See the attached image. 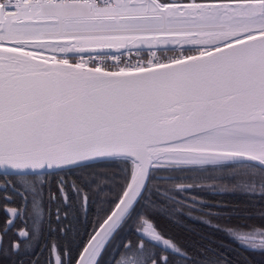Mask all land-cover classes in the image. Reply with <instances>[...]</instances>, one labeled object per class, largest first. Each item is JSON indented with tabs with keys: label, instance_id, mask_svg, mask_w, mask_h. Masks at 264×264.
I'll list each match as a JSON object with an SVG mask.
<instances>
[{
	"label": "water",
	"instance_id": "obj_1",
	"mask_svg": "<svg viewBox=\"0 0 264 264\" xmlns=\"http://www.w3.org/2000/svg\"><path fill=\"white\" fill-rule=\"evenodd\" d=\"M110 157L131 160V178L73 264H96L153 161L245 159L264 166V32L133 70L49 59L0 44V172ZM136 165L141 170L135 172ZM136 231L179 251L149 219Z\"/></svg>",
	"mask_w": 264,
	"mask_h": 264
},
{
	"label": "trees",
	"instance_id": "obj_2",
	"mask_svg": "<svg viewBox=\"0 0 264 264\" xmlns=\"http://www.w3.org/2000/svg\"><path fill=\"white\" fill-rule=\"evenodd\" d=\"M239 165L240 166H228L223 172H221L222 175H220V179L222 180V183L225 181L239 179L248 184L252 181H255L256 184H264V175L261 172L247 169L254 166L243 164ZM192 168L193 170H187L185 168L174 167V170L186 171L188 176H200L205 174L217 176V174H219H216L215 171H212L213 168H211L209 164H192ZM243 168H246V170ZM255 168L260 167L257 166ZM122 169L125 173H128V165L124 163V160L119 158L98 160L60 169V171L68 172V174L65 175L66 178L64 177L61 179H63L62 184L64 188L71 194L69 202H71L74 197L78 207L77 216L73 215V209L75 208L73 206L70 209L68 207L64 208L60 216V219L63 221L60 223L61 226H65L66 224V229L63 230V235L61 236V239L58 240L60 248L63 249V252L68 251L71 253L69 260H64L62 264L73 263V260L75 259L89 233L116 201L117 196L120 194L121 188L124 184V182H122ZM52 172L50 173L52 174ZM95 179H97L99 182L94 183ZM69 180H71L70 183H74L76 186H78V191L75 195L71 191L72 187L68 185ZM109 183H115V185H109ZM116 184L119 186L118 190L115 187ZM208 184L212 186L211 183ZM221 185L222 184H220V186ZM55 186L56 189L54 191H56L58 194V183ZM81 191L86 192L87 209L85 212L83 211L82 206ZM201 194L198 193L197 205L209 210L210 206L218 208L221 213L218 215V223L217 220L210 221L204 216V218L212 224L210 225L207 222H200L197 225V229L200 232H207L208 234L214 235V231L216 230L212 227L214 223L226 227L233 225L229 228L240 227L249 223L264 226V191L258 192L244 187H235L230 185L229 189H205V191ZM58 198H60L59 195H57L56 198L57 202L59 201ZM108 205L109 207H107ZM147 209L149 210L150 207L147 206ZM175 210H182V206L175 205ZM65 212H67L66 216H64ZM174 213L176 212L174 211ZM213 215L207 216L214 218ZM163 216L168 219L166 221L167 226L160 225L153 216L152 218L155 220V223H158V227L162 230V233L171 236L172 239L179 245V248L184 252L183 255L166 251L138 236L134 231L133 220L135 217H133L131 220L128 219L123 224H121V226L116 231V234H114L109 244L105 247L104 253L106 256L103 263L264 264V252H251L246 248L237 246L236 243L226 246L227 244H230L231 241H226V239L220 235L224 234V229H218L220 234L215 240H221V243H217V247H215V240L207 242L214 246L210 248H206V240H208L206 237L201 234L198 235L194 233V236H191L190 241L198 243L197 247L199 249H195V255L190 256L186 252V212L184 213V216L181 215L184 223L179 221V224L177 223V218H175L173 215L172 217L174 222L176 221L175 223L170 221L169 217H167L165 214H163ZM196 216L198 217L199 215ZM55 224L56 231L59 232V225L57 222H55ZM53 227L54 223L50 219L48 223L49 237H53ZM168 228L171 230L174 229V232H168ZM181 235L185 238L184 242H181L179 239V236ZM62 245L66 246L61 247ZM35 252L36 250H34L29 257H25L24 264H30L33 258L36 259V257H33ZM47 252L48 248L45 249L41 260L38 259L36 264H45L44 257L45 253ZM14 264L19 263L14 262Z\"/></svg>",
	"mask_w": 264,
	"mask_h": 264
},
{
	"label": "rangeland",
	"instance_id": "obj_3",
	"mask_svg": "<svg viewBox=\"0 0 264 264\" xmlns=\"http://www.w3.org/2000/svg\"><path fill=\"white\" fill-rule=\"evenodd\" d=\"M149 1L150 0H146V2H148V3H149ZM201 1H203V2H200V3L191 2V3H189L183 12L182 11L177 12L178 10L176 9L175 5H169L168 7H170L173 10H170V12L167 13V11H166L167 8H164L163 13H165L166 17L170 16V20L179 19V21H183L184 23L182 26L187 25V22L192 21V20H204V21H212V22H219V23L223 22L225 20H230L232 22V25H234V26H232V28H222L221 30L216 31L213 34L209 33L208 35L191 33V34H186L185 36H182L180 38H178V37L170 38L167 35L162 36L159 33H153V32L160 31L158 29H160L161 27H157L155 25H158L161 22V20L160 19H152V21H150L151 18L146 19L144 14L147 13V8L145 6H142V5H135V4L139 3L138 0H128L126 2L123 1L124 5L119 6L120 9L116 8L118 11H123L125 15L119 18V19H122L121 21H119V23L113 22V24H116V25H113L115 28H105V29L99 28V29H95L93 31L98 35H102L107 30H110L107 33H110L112 30L114 32H117V28H121V29L124 28V27H120L122 25H126L128 28L129 27L135 28V27H139V24L145 23L147 25V29H148L147 31L145 30L146 32L145 31H143L142 33H140V32H127V35L122 34L121 36L120 35H112L111 37L109 36L110 39H109L108 43L118 45L119 44L118 39H120V38H122L121 39L122 42L125 41V39H127L130 43L157 42V41L166 42V43L176 42V43L185 44L186 49L192 50V49H195L200 43L206 44V43H209L210 41H213L215 39L217 41H220V39L225 40V39H228L230 36H233V35L236 36V35H240L241 33H247V32L255 30L257 27L248 26L249 22H250V25L253 24L252 21H255L257 24L260 23V24L264 25V0H201ZM65 7L66 8H63L62 10L55 7L54 10H57L60 12H66L65 14H76V12L74 13L71 11H78L77 10L78 8L77 7L74 8V6H65ZM35 13L36 12H34L33 14L14 16L11 19L12 21H8L7 24H4L3 23L4 14L2 11V6L0 4V40H3V41L7 40L11 44H17V43L23 44L24 43L27 46H35V45H42L44 47L45 46L46 47L54 46L55 40L53 38H51V40H49V39H47V37L46 38L42 37V35H44V34H42V33L41 34H34V32H36V30H38V29H42L40 31H48L49 28L58 27V25L54 24L55 21L46 22L47 21V19H45L47 17L46 14L34 15ZM60 14H64V13H60ZM162 14L159 13V18L162 17ZM107 17L108 16H106V17L104 16L105 19H107ZM113 17L115 18V16H113ZM139 17H143V19H146V20L140 19ZM155 18H158V17L155 16ZM108 19L111 20V16L108 17ZM162 20H164V19H162ZM105 22H112V21H105ZM45 23H47V24H45ZM65 24H69V22H65ZM80 24H85V23H80ZM80 24H78L79 27H80ZM235 24H237L239 27L234 29V27L237 26ZM91 25H93V24H91ZM151 28H154V31ZM77 30L78 29L76 28V26H71L70 29L68 30L70 33L69 32H66V33L67 34H75L77 32ZM27 31H29L28 33H30V34L33 32L32 35H38V36L41 35V36L40 37H33L34 41L28 40V39H26V38H29V36H27L28 35ZM212 31H214V30H212ZM117 33H121V32H117ZM136 33H138V34H136ZM187 33H189V32H187ZM80 34H82V33H80ZM132 34H136V35L133 36V38H130L132 36L128 37L129 35H132ZM169 35L171 36L172 34H169ZM98 38H99L98 42L103 40V39H101V37H98ZM60 40L63 42H67L69 40V38L62 37V38H60ZM77 40H80V38L78 37ZM80 43H82V42L80 41ZM89 43H91V42H89ZM87 45H91L90 48H87V49L82 48V46H79V43H77L75 45L72 44V46H77L78 48H81V51L84 49L85 50H110L111 49V46L106 47L105 44L101 45V46H104L102 48L95 47V46H99L96 43L87 44ZM84 47H85V45H84ZM47 55H49V54H47ZM124 162H126V161H124ZM255 167L256 166L249 167L247 169H251L254 171L261 172L264 175V170H262L260 168H255ZM211 168H213L212 171H215L216 174L217 173H219V174H217V176H214V175L210 176V175H206V174L200 175V176H188L187 172L182 171V170L177 171V172H172L169 170L159 171L158 168H155V172L158 174L154 175V178H151V179H153V180L157 179L158 181L156 183H151V184L145 186V188L142 192L143 202L140 205V212L136 216L135 225H139V223H140L139 216L140 215H147L152 219V221L154 223H155L154 219H156L160 225H166L167 224L166 221L168 219L165 216H163V214H165L167 217H169L170 221H172V222H174L173 217H172V215H173L175 218H177L176 219L177 223L179 221L184 223V221L182 220V216H184V213L186 212V222H185L187 225L186 226V252L190 256L195 255L194 250L199 249L197 247L198 243H194L193 241H190V238H191V236H194L195 230H197V225L200 222H207L210 225L212 224L207 219H205L204 216L206 218H208L210 221L217 220V223H218V217H219L218 215L221 213V211H219L218 208H214L211 206H210V210L207 208L200 209L197 204H191L189 200H187L186 198H183L180 194L179 188H174V187L168 188L169 184H171V183L174 184L178 181L186 180V181H188V183L194 182V183L202 184L205 189H211V188L216 189V190L217 189H220V190L221 189H229L230 185H233L235 187H244V188L254 190V191H258V192L264 191V184H262V183L256 184L255 181H252L251 183L248 184V183H244L242 180L235 179L233 181H225L222 183V180L220 179V175H222L221 172H223L226 169V167H211ZM243 169L246 170V168H243ZM122 172H123L122 182H124V184L121 188V191H122L125 183L128 182L127 177L129 175V170H128V173H125L122 169ZM66 174H68L67 171H60V170L59 171H53L52 174L49 176L47 182L40 187L41 189H44V188L48 189L49 187H51V185H49V184L57 185V183H58L59 188H61V190L59 189L58 194H60V192L62 191L61 197H62V204L64 206L68 205L67 201H69V198L71 197V194L69 193V191H67L62 184L63 179H61V178H64V177L66 178V176H65ZM43 175L44 174H34L33 179L42 180L43 178L41 179V177H43ZM70 182H71V180H69L68 185L75 190L74 186ZM98 182L99 181L97 179H95L94 183H98ZM201 182H204V183H201ZM207 182L211 183L212 186H210ZM220 184H222V185L220 186ZM109 185H115V183H109ZM76 187L78 188V186H76ZM115 187L118 190V188H119L118 184H116ZM23 188H24V193H25L27 199L29 201H31V203H32V208H33L34 214H35L34 217L36 218V215L39 214V207L45 206L46 202H45V200L36 199V194H37L38 189H36L35 187L34 188L23 187ZM72 188H71V191L75 195ZM204 188H194L192 190V192L195 194H198V193L201 194L205 191ZM81 195L82 196L84 195L86 198V192L81 191ZM85 201H86V205H87V199H85ZM55 202H57L56 199H55ZM187 203H189V204H187ZM113 204H112V206H113ZM175 205L182 206V210H175ZM82 206L84 207L83 202H82ZM112 206L108 209V211L112 208ZM147 206L150 207L149 210L147 209ZM67 207L70 209L72 206L68 205ZM107 207H109V205ZM189 208L199 210V212L186 211ZM174 211L176 213H174ZM206 214L207 215L215 214V215H213L214 218H212L210 216H207ZM196 215H199V216L197 217ZM152 216L154 217V219L152 218ZM49 221H50V219H48L46 217V223H48ZM155 225L158 227V223H155ZM230 226L232 227L233 225H229V227ZM260 227H264V226L249 223L248 225H244V226H240V227H233L232 230L235 232H238L237 235L241 236V235H247V233L242 232L245 228L250 233L249 235H251L253 233L256 234L258 232H261L262 228H260ZM173 230L168 228V232H174ZM263 234H264V232H263ZM167 236H169V235H167ZM221 236H223L225 238L226 232H224V234H221ZM169 237L172 239L171 236H169ZM179 239L181 242L185 241V238L182 235L179 236ZM239 239L252 242L249 247L248 246L245 247L246 249L264 252V241L258 240V239H246L245 237H242V238L239 237ZM176 245L179 247V245L177 243H176ZM206 248H210V247H206ZM54 251H55V249H54ZM60 252L63 253V249H60ZM45 264H47V263H45Z\"/></svg>",
	"mask_w": 264,
	"mask_h": 264
},
{
	"label": "flooded vegetation",
	"instance_id": "obj_4",
	"mask_svg": "<svg viewBox=\"0 0 264 264\" xmlns=\"http://www.w3.org/2000/svg\"><path fill=\"white\" fill-rule=\"evenodd\" d=\"M33 177L34 174H0V230L2 232V245L0 251L1 264H14V262L24 264L25 257H29L34 250H36V252L33 257H36V259L33 258L30 264H36L38 259L41 260L46 248H48V252L45 253L44 258L45 263L47 264H61L64 260L67 261L70 258L71 253L68 251L63 253L60 252L61 248L58 240L61 239L63 230L66 229V224L65 226H61L60 224L63 222L60 219V216L63 209L68 205L75 207L73 209V215L77 216V203L73 197V200L71 202L67 201L68 205L64 206L61 197L62 191L60 194H57V192L54 191L56 189L55 185L49 184L51 187L48 189L40 188L47 182L49 174L43 175V177H41V179L43 178L42 180L33 179ZM72 185L75 190L72 189L76 194L78 188L76 185ZM23 187H35L38 189L36 199L45 200L46 202L45 206L39 207V214L36 215V218L34 217L35 214L32 208V203L27 199ZM57 195H60V198H58V202H55L54 199L57 198ZM86 209L84 210L86 211ZM186 211L199 212V210L191 208ZM66 215L67 212L64 213V216ZM9 217L11 218V224L2 230L6 226ZM46 217L51 219L54 223L52 230L53 237H49V222L46 223ZM55 222L59 225V232L56 231ZM212 227L216 229L214 235L208 234L207 232H200L198 229L195 230V234H201L206 237L208 239L206 240L207 243L208 241H214L217 238L220 234L218 229H224V232H226V241H231L230 244H227L226 246L236 243L237 246L245 248L247 246L249 247L252 243L246 240H240L237 236L238 232L233 231L229 227L220 226L215 223ZM217 243H221V240H215V247H217ZM206 245V247H214L209 243ZM14 246L16 248H14ZM65 246L66 245H62L61 247ZM250 251L260 252L253 250Z\"/></svg>",
	"mask_w": 264,
	"mask_h": 264
},
{
	"label": "bare ground",
	"instance_id": "obj_5",
	"mask_svg": "<svg viewBox=\"0 0 264 264\" xmlns=\"http://www.w3.org/2000/svg\"><path fill=\"white\" fill-rule=\"evenodd\" d=\"M83 5H85V4L83 2H80L79 0H52V1H49V2L45 3V6H55V7L59 8L60 10H62L63 8H66L65 6H74V8L77 7L78 9H82ZM85 9H87V8L85 7ZM44 10H51V9L44 8ZM252 22H253L252 25L256 24L255 21H252ZM235 25H237V24H235ZM232 26H234V25H232L229 22H224L223 24H217L215 26L210 25L209 27H207V29H209V28H223V27L227 28V27H232ZM185 27L186 26H176V28H185ZM237 27H239V26L237 25L236 27H234V29L237 28ZM58 28L61 30V27H58ZM151 29H154V28H151ZM141 30H143V29H141V28L136 29V28H130V27L129 28H122V29L121 28H117V32H121V33H124V32H136V31H141ZM52 31L53 30H51V31L48 30V33L52 32ZM108 31H110V30L105 31V33L102 34V35H98L94 31H92L91 32V36H93V37L97 36L96 38L101 37V39H104L103 37L107 34ZM43 32L46 33L47 31H37L36 33L38 34V33H43ZM65 32H69V31L65 30ZM111 32H114V31L112 30ZM79 33L83 34L84 32H79ZM86 36L90 37L88 35H86ZM38 53L42 54V52H38ZM183 156L184 157H188V156H190V154H183ZM164 162H166V161H164ZM134 167H135V170H136L135 172H137L138 170H141V167L139 165H136ZM131 176H132V178H135L136 182H141L142 181V177H138L136 174L135 175H131ZM131 185H132V188L136 187L135 183H133Z\"/></svg>",
	"mask_w": 264,
	"mask_h": 264
},
{
	"label": "built area",
	"instance_id": "obj_6",
	"mask_svg": "<svg viewBox=\"0 0 264 264\" xmlns=\"http://www.w3.org/2000/svg\"><path fill=\"white\" fill-rule=\"evenodd\" d=\"M158 56H162L161 53H159ZM81 57H87L86 54L81 55ZM138 61V54L136 52H130L126 53L125 56L121 59V62H123L126 65L134 64Z\"/></svg>",
	"mask_w": 264,
	"mask_h": 264
},
{
	"label": "crops",
	"instance_id": "obj_7",
	"mask_svg": "<svg viewBox=\"0 0 264 264\" xmlns=\"http://www.w3.org/2000/svg\"><path fill=\"white\" fill-rule=\"evenodd\" d=\"M224 22H229V23H231L232 24V22L230 21V20H225V21H223V22H211V23H209V24H206V25H204V27H209L210 25H212V26H215V25H217V24H223ZM184 26H186V25H184ZM136 29H138V28H141V29H143V30H148L147 29V26L145 27V26H140V27H135ZM223 28H226V27H223ZM209 29H219V28H209Z\"/></svg>",
	"mask_w": 264,
	"mask_h": 264
}]
</instances>
